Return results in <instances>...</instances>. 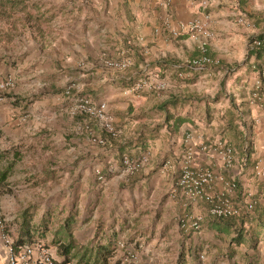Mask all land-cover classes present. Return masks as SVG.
<instances>
[{
	"label": "crops",
	"instance_id": "1",
	"mask_svg": "<svg viewBox=\"0 0 264 264\" xmlns=\"http://www.w3.org/2000/svg\"><path fill=\"white\" fill-rule=\"evenodd\" d=\"M83 2L73 3L74 9L79 4L100 10L101 20L104 21L101 22V27L90 29L93 26L91 25L89 27L91 33L86 30L79 40L72 39L69 45L71 49L63 45L53 51L43 48L39 55L40 60L34 69L24 72L20 78L13 77L15 84L16 80H22L25 84L14 86L0 100V199L3 203L2 211L7 230L15 239L22 210L26 207H21L19 204L17 206L20 207L15 210L6 205L11 196L17 201L22 200L18 185H13L12 180L16 178L19 180L18 183L28 186L43 185L45 179L54 180L61 174L47 169L42 161L35 165L37 171L32 172L31 163H26L31 155L36 157L35 148L44 150L59 139L60 126L56 121L67 124L75 132L77 129H82L87 133V126L90 124L93 126V122L87 123L91 121L86 117L70 113V108L74 104V95H64L62 90L66 84L73 83L75 85L73 94L107 104L114 125L118 129L116 137H110L97 126V123L94 130L96 136L103 135L106 141L104 154L99 152L96 154L100 155L98 161L104 156V167H101L104 184L114 174L123 171L124 156L133 159L147 157L142 168L129 177V182L135 188L125 205L131 204V207L135 208L134 213L121 214L117 212L119 209L110 205L105 209L107 212L100 215L95 207L96 197L91 195L88 197V204H84L85 208L84 205H79L80 209L76 207L79 215L72 232L77 243L87 244L94 237L98 226L102 229L110 226L108 231H114L117 235L115 258L120 260V264H123L122 259L128 250L133 251L141 263L163 264L164 261H158L153 257V253H149L150 249L145 251L137 246L136 235L124 239V230L137 229L141 224L137 223L140 219L151 218L149 225L142 228L144 230L142 237L149 240L154 235L173 234V228L164 226L166 223L161 225L159 230L158 220L165 215L174 217L185 209H193L195 214L202 217V229H206L208 233L200 237L201 241L198 242L200 247H198L195 241L188 238L191 232L179 227V246H176L179 253L177 257L176 255L172 257L171 264H177L181 252L188 251L189 246L199 248L197 254L202 255L203 258L200 259L199 256L193 258L186 254L187 263L246 264L251 261L254 257L249 245L246 242H231V235L218 232L214 227L208 226L211 217L207 213L206 203L187 201L179 191H176V181L180 172L182 154L187 149H191L194 150V165L210 168L216 176V180L208 188L210 194L220 193L224 188L223 181L235 179L237 188L231 195L235 205L243 208L245 205L242 201L264 202V189L260 178L256 177L252 169L251 174H254L253 177L257 178L259 184L257 183L258 187L250 184V171L246 168L256 159L264 160L262 141L264 109L250 102V91L256 77L254 66L264 65V46L256 49L250 47L252 38L264 35V0H95L94 2L83 0ZM240 15L246 17V24L237 22ZM190 20H197L207 27L211 36L204 38L200 32H182L177 36L173 35L172 31ZM202 42H205L209 56L215 60L214 70L217 69L216 73L220 75L218 89L223 91L224 75H228V81L234 83L231 89L232 95L229 94L225 99L235 98L240 106L250 108L246 117L249 119L248 123L251 120L254 122L248 137L252 143V153L245 164L240 157H236L234 164L226 168L222 157L215 149L202 151L199 148L200 145L205 144V141L208 142L211 137L215 138L218 135L214 134L211 126L206 129L200 125L202 120L208 125L210 123L205 119L204 112L198 117L191 115L190 105L192 100L199 98L195 95L200 90L192 87L191 83L200 77L210 80L215 73L205 72L208 69L206 67L189 72L187 79L184 80H177L175 74L186 59L199 55ZM123 58H129L131 61L125 70L110 69L104 65L105 59ZM152 73H158L167 81L164 91H143L135 94L127 90L138 79L146 78V75ZM229 75H232V80ZM33 95L35 98L32 97ZM144 112L146 114L143 116ZM48 114H51L49 119H47ZM167 114L170 118H166ZM181 117L186 121L178 127L175 126L176 120ZM86 139L89 140V137ZM71 140L75 146L79 144V139ZM56 148L62 149V146L58 145ZM79 148L69 147V150ZM84 167L87 169L82 173L81 165L70 166L74 171L70 172L71 175H68L70 177L66 181L67 186H72L68 192L70 198L67 211L76 205L73 198L78 183L77 178H80L86 190L88 187L92 188L97 179L94 171L97 170L94 169L97 163L91 162ZM14 171L17 172L14 174ZM47 174L52 177H47ZM156 182L161 185L159 189L173 185L166 200L167 204L165 207L154 206L152 209L144 207L145 204L140 202L146 200L151 186ZM113 202H118V199ZM93 207L95 208L92 209ZM86 221L92 222L88 229ZM133 221H136V224H133ZM245 227L247 229L248 225L245 224ZM33 237L35 238L36 235L34 234ZM50 239L51 235L49 238L47 235L40 238L43 243L49 242ZM131 243H134L136 250L131 247ZM119 244L123 246L120 247ZM201 244L210 246L207 255L206 251L201 250ZM49 249L54 263L60 261L55 247L50 246ZM0 264H9L5 255V246L1 241Z\"/></svg>",
	"mask_w": 264,
	"mask_h": 264
},
{
	"label": "rangeland",
	"instance_id": "2",
	"mask_svg": "<svg viewBox=\"0 0 264 264\" xmlns=\"http://www.w3.org/2000/svg\"><path fill=\"white\" fill-rule=\"evenodd\" d=\"M91 1L94 2L95 0ZM75 2L80 3L83 2V0H12L11 4L10 2H7V0L0 1V79H3L7 76H10L12 78L22 77L24 72H27L32 68L34 69V67L37 66V62L40 60L39 55L43 48L53 51L54 49H56V47L60 48L63 45L68 49L70 48L69 45L71 44L72 39L77 41L82 38V34H84L86 30L90 32V29H93L94 27H101V22L104 23V21L101 20L102 15L100 10L91 9L79 4H77L76 9H74L75 6L73 5V3ZM91 25L93 26L89 29ZM74 27H76V29ZM205 72H214L215 74L212 75V78L210 80L200 77L197 79V81L195 80L191 83V86L193 85L192 87L200 89L199 92H197V95H195V97H199L200 100L199 98L198 100H192V104L190 105L192 111L191 115L198 117L202 112H204L205 119L207 117V114H210V116L212 117L209 125L206 123V121L202 120L200 122V125L206 129H209L211 126L214 129V134L218 135L215 138L211 137L208 140V142L210 140H213L210 141L211 143H208L204 140L205 144L210 145V150H214V142L218 138L223 137L222 139L226 140L234 148L235 156L241 157L238 149L234 145L232 139L234 137L231 133V130L226 129L227 127L224 115L226 114V109H232V111L234 112V125L238 126L239 131L245 132L249 136L252 130V126H254L253 120L248 123L249 119L246 117L249 114L250 108L240 106L239 102L235 98L234 100L232 98H228L229 100L225 99L229 94L232 95L233 92L231 91V89L234 86V83L232 81H228V75H224V88L223 91H221L218 89L220 75L219 73H216L217 69L214 70V65L209 66L207 71ZM146 76H149V74ZM231 77L232 75L230 76V78ZM160 78L162 77L160 76ZM176 79L184 80L187 79V77L180 78L176 76ZM232 79L233 77L230 80ZM23 84H25L24 81L16 80V84H14V86L19 87ZM72 84L73 83H68L64 86L62 90L63 94H72L74 95L73 98L75 99L84 97L73 94L75 93L73 91H71L69 94L66 93V90ZM43 88L45 87L43 86ZM127 90L129 91V88H127ZM75 99L73 106L70 108L71 114L73 111L72 109L76 105ZM232 101L233 104L231 105ZM207 108L209 112L205 111V109ZM142 114L144 116L146 112ZM50 117L51 114H48L47 119H49ZM92 122L93 129H91L96 136V132L94 130L99 125L97 124L96 126V122ZM56 123L60 126V129H58L60 134L59 139L56 140V143L51 144V146H47V148H45L44 150L39 147L35 148L34 151L37 154L36 157H33L31 155L30 159H27L26 163H31L30 170H32V172L37 171L35 165L42 161L41 163H44L47 169H51L52 171L56 172V174H61L57 176L56 179L54 178V180L52 178L45 179L43 185L39 184L34 186L23 185L21 183H18L19 180L14 178L12 180L13 185H18V190H20V197L22 198V200L17 201L14 196H11L10 199H8V201L6 202V205L13 207L15 210L20 207L17 206L19 204L21 205V207L28 206L32 203L40 205L41 208L36 211L37 218L41 214L43 207L54 205L55 203L56 205L62 206L64 208L63 215L67 212V209L69 207L68 200L70 198V196H68V192L69 189L72 188V186H67L66 181L67 178L70 177L68 175H71L72 171H74V169H70L71 165H81L82 173H84L85 169H87L84 167V165H88L91 162L97 163V167H95L94 169L101 171V167H104V156L101 157L100 161H98L97 158L100 155H96L98 152L100 154H104V144H100L94 141L89 129H86L87 133H85V131L82 129H77V131L75 132L74 130H71V128L67 124L64 125L59 121H56ZM243 123L245 124V127ZM98 132L100 131L98 130ZM86 137H89V140L86 139ZM71 139H79V144L75 146L74 142ZM58 145H61L62 149L56 148V146ZM69 147L80 148L78 150H69ZM254 164L255 161L254 163L252 162L250 165H247L246 168H248L250 171V184L252 183L253 186L258 187L257 183L259 184V181L256 177H253V173L251 174V170L254 168ZM243 167H245V165H243ZM94 171L96 175V170ZM16 172L17 171H14V174ZM135 173L127 174L124 171L118 172L114 174L109 180H107L106 184H104V178L103 180L96 179V181L93 183L94 186L90 189L88 187V190H86L85 185H83V182H80V178L78 177V183L75 186L76 191L74 192L75 195L73 198L76 201L75 207L80 209L79 205L83 206L84 204H88V197L94 195L96 197L95 200H97L95 207L100 215H103L105 212H107L105 211V209H108L110 205H114L116 209H119L117 211L118 213H134L135 208L133 206L131 207V204L125 205V202H128V197L130 196L132 190L135 188V186L131 185V183L129 182V177L134 175ZM160 187L161 185H159L158 182L153 184V186H151L149 195H147V197L145 198L146 200L140 203L145 204L144 207H149L150 209H152V207L154 206H156V208L160 206L165 207V205L167 204L166 200L169 197V191L173 188V185L169 188L164 187L163 189H159ZM115 199H118V202L114 203L113 200ZM245 203L244 201H242L243 205H245ZM85 205L84 208L86 207ZM95 207H93L92 209H94ZM253 212L254 210H252V212L244 211L242 215L253 214ZM61 215H59L58 218H60ZM186 215H191V218L201 217L200 215L195 214L193 209H185L174 217H168L165 215V217L158 220V229L160 230L161 225H164L166 223V225L164 226L170 229L173 228V234L167 233L163 234L162 236L154 235L152 238H149V240L142 237L141 234L142 231H144L142 228L146 225H149V221L151 218H144V220L140 219L137 222L141 223L137 228L138 230L136 228L124 230V239L129 237L130 235H136L135 242H138L137 246L139 248L142 247L145 251L146 249H150L149 253H153V257H156L158 261H164L162 262L163 264H166V262H168L167 264H171L172 257H175V255L177 257L179 253L177 252L179 250H176V246H179L178 232L181 228L179 219L181 217L186 220ZM86 222V227L88 229L89 225L92 222ZM135 222L133 221V224ZM189 223L190 222H187L188 226ZM187 231L191 232V234L193 233V238L191 237V234L190 236H188V238L195 241V243L197 244L196 246L199 245L198 247H200V244L198 243L201 241L200 237H204L206 236V233H208V231L206 229H202V227L199 231L192 230V228H188ZM47 237H50L49 233L47 234ZM201 245V250L206 251L205 253L207 255L209 252L208 248H210V246H204L203 244ZM131 247L136 250L134 243H131ZM243 247L244 246H241V248ZM251 253L254 258H257L258 264H264V240H262V236L257 242L256 249ZM196 256H198V254H196ZM206 258L207 257H205V259Z\"/></svg>",
	"mask_w": 264,
	"mask_h": 264
},
{
	"label": "built area",
	"instance_id": "3",
	"mask_svg": "<svg viewBox=\"0 0 264 264\" xmlns=\"http://www.w3.org/2000/svg\"><path fill=\"white\" fill-rule=\"evenodd\" d=\"M237 22L240 24H246L247 20L244 15H240L237 18ZM187 32H200L204 38L211 36V32L207 27H204L197 20H190L179 25V27L172 31L173 35L177 36L179 33ZM264 46V35L256 36L251 39L250 47L252 49L260 48ZM131 61L129 58H123L119 60L105 59L104 65L107 68L115 70H125L129 67ZM215 64V60L206 53L205 42L200 45V53L197 56L186 59L181 64V69L176 71V76L180 78H186L189 72L198 69H204ZM256 77L254 79L250 100L255 105L264 109V65L254 66ZM15 81L12 77L7 76L0 79V100L4 97V93L13 89ZM167 81L164 78H160L158 73H152L146 78L138 79L129 88V92L138 94L143 91L162 92L167 87ZM74 89V85L68 87L66 93H70ZM76 105L72 109L73 115H84L87 119L95 121L100 128L107 133L110 137H116L118 129L114 125L113 116L108 111L107 104L105 102H92L88 97H79L75 99ZM252 103V104H253ZM94 141L100 144H106V141L102 138H98L94 135L93 131L87 126ZM264 142V135L262 137ZM214 149L222 157L223 163L226 168L231 167L234 164L235 150L226 140L218 138L214 144ZM202 151H207L210 148L208 144H202L199 147ZM194 150L187 149L180 159V172L176 181V191H179L187 201L190 203L205 202L207 205V213L210 217L226 218L234 217L238 218L242 216L244 211L251 212L254 209V202L249 200L245 203L243 208L235 205L231 200L237 188L235 179H228L223 181L224 188L220 193L210 194L208 188L216 180V176L210 168H202L194 165ZM147 161L146 156L140 158H130L124 156L122 158L123 171L127 174H133L139 171L143 164ZM253 172L256 177H259L264 187V160L256 159ZM98 180H103V175L100 170H96ZM2 200L0 199V241L5 246V255L9 264H54V258L50 249L41 241L34 240L30 243H23L15 245L14 237L10 234L6 227V219L2 211ZM187 221L180 217V227L187 231L188 228H193L199 231L201 229V217H192L186 215ZM190 217V219H189ZM189 223V226L187 225ZM120 247L123 244H119ZM203 258L200 255V259ZM123 264H144L139 262L137 255L128 250L124 254L122 259Z\"/></svg>",
	"mask_w": 264,
	"mask_h": 264
},
{
	"label": "trees",
	"instance_id": "4",
	"mask_svg": "<svg viewBox=\"0 0 264 264\" xmlns=\"http://www.w3.org/2000/svg\"><path fill=\"white\" fill-rule=\"evenodd\" d=\"M7 2H10L11 4L12 0H7ZM32 97L35 98V95ZM232 104L233 101L231 105ZM226 110L227 111L224 115V118L227 128H225L231 130V133L234 137L232 138L234 145L238 149L242 162L245 164L251 156L252 143L249 138L247 139L249 136L245 132L239 131L238 126L234 125V112L232 109ZM205 111H208V108L205 109ZM166 118H170V115L167 114ZM206 120L208 122L212 120L210 114H207ZM185 121L186 119L181 117L176 120L175 126L178 127ZM87 123L90 124L92 121ZM243 125L245 127L244 123ZM88 126L89 128L93 129L91 124ZM100 138L104 139L103 135ZM101 174L104 177V173L101 172ZM47 177L52 176L48 175ZM40 208L41 206L35 203L29 204L23 208L18 234L14 239L15 245L18 246L23 243H30L34 240H40V238H44L49 233L51 235V239L49 242L44 244L48 248L50 246L55 247L56 252L60 257V261L55 262L54 264H120V260L115 258L117 235L114 233V231H108L111 228L110 226L104 229L98 226L94 237L87 244L80 245L77 243L72 232L79 215V211L75 206L69 209L63 215L64 208L60 209L56 205H48L43 208L41 214L37 218L36 211ZM253 210V214L242 215L238 218L211 217V221L208 223V226L212 228L214 227V229L218 232H225L226 234L231 235V242H246L252 250H255L257 242L261 236L262 240H264V202H254ZM59 215H61L60 218H58ZM202 224L203 223H201V227ZM245 224L248 225L247 229ZM192 230L194 229L192 228ZM34 234L36 235L35 238L33 237ZM187 250L188 251L186 252L184 250L181 252V257H179L177 260V264H193L186 262V254L191 255L193 258L194 256L195 258L199 256H196L199 248L197 249L189 246ZM246 264H258L257 258H253Z\"/></svg>",
	"mask_w": 264,
	"mask_h": 264
}]
</instances>
